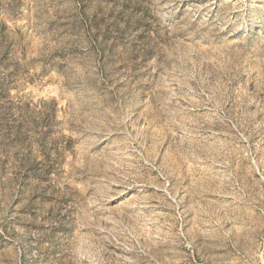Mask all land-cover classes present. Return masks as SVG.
<instances>
[{
  "label": "rangeland",
  "instance_id": "374dc122",
  "mask_svg": "<svg viewBox=\"0 0 264 264\" xmlns=\"http://www.w3.org/2000/svg\"><path fill=\"white\" fill-rule=\"evenodd\" d=\"M0 264H264V0H0Z\"/></svg>",
  "mask_w": 264,
  "mask_h": 264
}]
</instances>
